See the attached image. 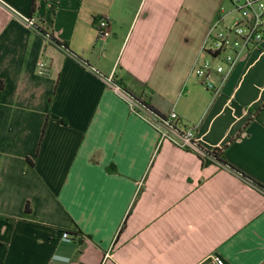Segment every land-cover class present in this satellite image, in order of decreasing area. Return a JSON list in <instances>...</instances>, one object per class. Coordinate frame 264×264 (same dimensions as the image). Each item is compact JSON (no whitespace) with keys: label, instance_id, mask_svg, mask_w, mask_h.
Returning a JSON list of instances; mask_svg holds the SVG:
<instances>
[{"label":"crops","instance_id":"crops-1","mask_svg":"<svg viewBox=\"0 0 264 264\" xmlns=\"http://www.w3.org/2000/svg\"><path fill=\"white\" fill-rule=\"evenodd\" d=\"M196 2L0 0V264H264V42L212 102L190 69L212 60L200 51L218 12L198 21ZM113 72L157 112L199 124L229 168L158 146L104 83Z\"/></svg>","mask_w":264,"mask_h":264},{"label":"built area","instance_id":"built-area-1","mask_svg":"<svg viewBox=\"0 0 264 264\" xmlns=\"http://www.w3.org/2000/svg\"><path fill=\"white\" fill-rule=\"evenodd\" d=\"M230 2L235 20L225 23V15L217 16L209 26L201 47L200 54H207L212 60L201 61L198 56L190 69V75L196 76L202 82L210 93L212 102L221 94L228 78L243 57L253 50H260L264 42V0H230ZM8 9L26 27L41 33L46 41H51L50 34L42 31L44 26L37 25L35 18L22 16L10 8ZM95 27L100 39L109 37L110 25L107 17L96 19ZM213 61L217 63L213 64ZM80 62L83 63L82 60ZM46 68L45 62L39 63L38 70L41 73H44ZM216 75H219L218 80H216ZM102 79L106 86L126 103L131 114L143 120L156 131L158 146L169 142L177 148L197 154L202 161L229 168L216 160L214 154L216 150H220L218 146H207L196 137V129L199 124L184 126L174 111L169 115H163L151 109L142 99H138L123 89L117 83L114 72ZM62 240L70 241L69 235L64 233ZM212 264H225V262L221 257L214 256Z\"/></svg>","mask_w":264,"mask_h":264},{"label":"rangeland","instance_id":"rangeland-1","mask_svg":"<svg viewBox=\"0 0 264 264\" xmlns=\"http://www.w3.org/2000/svg\"><path fill=\"white\" fill-rule=\"evenodd\" d=\"M192 10H194V12L191 14H196L198 21L201 19V14H203V16L205 15L206 10L208 14L209 12L213 14L218 12L217 16L225 15V23H231L235 20V14L232 12L233 7L230 0H197L196 7Z\"/></svg>","mask_w":264,"mask_h":264},{"label":"trees","instance_id":"trees-1","mask_svg":"<svg viewBox=\"0 0 264 264\" xmlns=\"http://www.w3.org/2000/svg\"><path fill=\"white\" fill-rule=\"evenodd\" d=\"M44 25H45V26H44V30H42V31H43L44 33H49V34H50V36H51V42H52V43H55L57 46H59V47H61V48H64V49L69 50V48L67 47L66 44H60V43H58L57 41H55V40H54V37H53V34H52L51 30L49 29V27L46 26V24H44ZM117 83L121 86V84H120L119 82H117ZM121 87H122L123 89H125L123 86H121ZM125 90L128 91L127 89H125ZM128 92H129V91H128ZM129 93L132 94L131 92H129ZM132 95L135 96V97H137L138 99H141V97H139V96H136V95H134V94H132ZM142 101H144L148 107H150L151 109H154L153 107L150 106V104H149L148 102H146L145 100H142ZM214 156H215L216 160L218 161V163H220V164H222V165H225V166L229 167V166H228V165L222 160V158H221V150H216ZM204 162H206V161H204ZM254 185H256V184H254ZM256 186H257V185H256ZM258 187H260V186H258ZM260 188L264 191V189H263L262 187H260ZM25 210H26V212H29V204H26ZM2 219H4V218H2ZM4 220H5V221H11V220H8V219H4Z\"/></svg>","mask_w":264,"mask_h":264}]
</instances>
